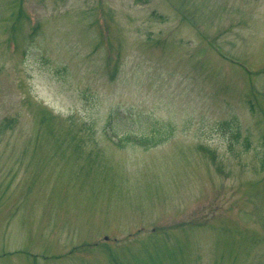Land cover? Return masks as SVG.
<instances>
[{"label": "rangeland", "instance_id": "obj_1", "mask_svg": "<svg viewBox=\"0 0 264 264\" xmlns=\"http://www.w3.org/2000/svg\"><path fill=\"white\" fill-rule=\"evenodd\" d=\"M32 5L0 0V264H264V0Z\"/></svg>", "mask_w": 264, "mask_h": 264}, {"label": "bare ground", "instance_id": "obj_2", "mask_svg": "<svg viewBox=\"0 0 264 264\" xmlns=\"http://www.w3.org/2000/svg\"><path fill=\"white\" fill-rule=\"evenodd\" d=\"M36 25H37V23H36Z\"/></svg>", "mask_w": 264, "mask_h": 264}]
</instances>
